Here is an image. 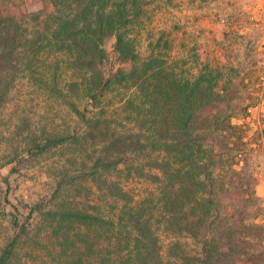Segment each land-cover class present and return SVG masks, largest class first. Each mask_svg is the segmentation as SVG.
I'll use <instances>...</instances> for the list:
<instances>
[{"label":"rangeland","instance_id":"374dc122","mask_svg":"<svg viewBox=\"0 0 264 264\" xmlns=\"http://www.w3.org/2000/svg\"><path fill=\"white\" fill-rule=\"evenodd\" d=\"M114 2L126 23L82 29ZM6 25L15 38L11 54L0 49V257L15 241L8 264H137L126 219L138 211L163 264H182L205 240L238 251L220 263L264 264V0H0ZM119 40L135 61L123 60ZM120 72L133 75L120 83ZM210 77L218 99L197 116L204 131L222 129L206 149L227 192L217 191L196 239L165 203L159 139L188 117L194 82ZM68 135L81 141L31 154ZM120 142L128 152L113 156Z\"/></svg>","mask_w":264,"mask_h":264},{"label":"trees","instance_id":"16d2710c","mask_svg":"<svg viewBox=\"0 0 264 264\" xmlns=\"http://www.w3.org/2000/svg\"><path fill=\"white\" fill-rule=\"evenodd\" d=\"M99 3V1L92 2L91 16L93 15L94 8H96ZM104 6L106 8L107 3L103 5L102 8H104ZM100 10L101 9L97 7L95 11V15L99 17L100 21L95 22L93 29L89 26L82 27L87 33L91 30H100L99 32H101L104 28L110 31L111 29H116L121 19H125L124 23L128 20V17H126L128 14L127 10L115 2L111 5L109 11ZM65 24L70 23L66 22ZM14 38L15 31L12 25H6L4 28L0 29V49L2 48L6 55L11 54L13 50L12 43ZM78 41L79 40H76L74 43L81 44L77 43ZM80 41L86 43L90 40L80 39ZM96 44L100 45L97 42ZM116 47L120 55L123 56L124 61L136 60L137 57L127 43L119 40ZM94 60H96V58ZM102 60L103 57H101V61ZM133 70L134 73L137 71L135 65ZM132 75L127 76L125 73L120 72L118 73V78L117 76H114V78L122 83V81L127 80V77L131 78ZM215 87L216 84L211 77L207 81L205 87L201 86L199 81L194 82L191 88L190 99L188 100V117L184 118V120L179 117V115H176L174 117L176 118L175 121L171 122L174 124L175 132L170 136L162 135L159 139L160 144L164 148L160 150L159 158L160 167L164 176L163 178L166 181V186L163 191L165 203L169 207L168 209L173 213V216H180L181 222L185 224V232H187L190 237L196 239H199V237L203 238L204 230L210 226H208V215L217 201V191H220V188L222 192L226 191L224 185H219V187H217V182L211 171V168L214 166V154L212 150L206 149V146H209L207 143L208 137H210L211 134L215 136V134L218 131H222V129L218 127L212 131H204L202 129V122L198 120L197 116L202 107L214 103L218 99L217 94L214 92ZM167 122L170 121L167 120ZM228 128L233 129L230 122L228 123ZM166 130L168 129L166 128ZM258 132L261 139L264 140V115H262ZM80 141L81 137L74 135L48 137L39 144H36L31 154H39L52 149L77 144ZM114 148L116 151L113 153V156L124 155L128 152V146L121 142ZM119 160L114 161V164L121 162ZM195 206L199 208L195 209ZM191 209H194L192 214L197 218L196 221L190 220L192 214H189V211ZM197 212H201V215H197ZM103 221L105 220L99 215L93 219L94 225H100ZM126 221L131 227V232L134 235L135 248L138 251L135 259L137 264H163L159 238L148 222L141 217L138 211L130 214ZM111 226L115 227V225L112 224ZM233 238L234 236L229 234L227 237L228 242L232 241ZM214 242V240H205L203 242V250L193 257L183 255L182 264H225L220 263L221 261L232 263L238 251H235L232 247L227 252L219 253L220 248L214 245ZM14 248L15 241H11L0 257V264H8L13 256Z\"/></svg>","mask_w":264,"mask_h":264}]
</instances>
